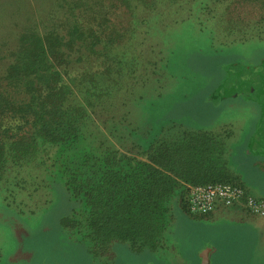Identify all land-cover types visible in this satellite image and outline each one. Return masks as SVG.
<instances>
[{
  "label": "trees",
  "instance_id": "16d2710c",
  "mask_svg": "<svg viewBox=\"0 0 264 264\" xmlns=\"http://www.w3.org/2000/svg\"><path fill=\"white\" fill-rule=\"evenodd\" d=\"M231 2L0 0L5 205L16 202L25 185L37 191L61 180L79 205L61 219V228L86 244L94 259L107 261L116 244L134 253L163 247L172 201L188 212L189 187H244L226 166L222 136L189 129L175 137L147 135L151 129L131 127L126 110L141 102L138 83L146 85L157 68L170 73L167 61L188 26L200 30L215 23L225 27L228 41L264 39V0H250L252 18L214 22ZM208 37L219 40L212 30ZM169 43L176 45L166 53ZM120 130L131 142L125 150L117 144Z\"/></svg>",
  "mask_w": 264,
  "mask_h": 264
},
{
  "label": "rangeland",
  "instance_id": "374dc122",
  "mask_svg": "<svg viewBox=\"0 0 264 264\" xmlns=\"http://www.w3.org/2000/svg\"><path fill=\"white\" fill-rule=\"evenodd\" d=\"M232 1L226 15L220 14L221 10L215 13L214 22L224 21L226 17H232L235 22L237 17L252 18L253 2ZM209 30L218 33L219 40L211 41ZM228 38L225 27H217L215 23L200 30L190 26L183 29L177 42L179 50L167 61L171 65L170 73L161 74L157 68L146 85L138 83L134 89L142 94L141 102L127 106L126 110L131 127L137 126L140 133L151 129L147 135L175 137L189 129L222 136L228 170L239 176L255 195L256 191L264 190V154L254 153L250 140L261 107L245 95L214 98L212 94L227 77L231 65L252 66L264 57V39L228 41ZM175 45L169 43L165 52ZM119 134L122 139L117 144L125 150L131 142L123 130ZM30 174L34 172L30 170ZM22 176L29 179L25 172ZM2 195L0 264H199L202 250L199 249L205 244L214 249L210 264H264V219H243L232 210L226 211L233 206L222 207L224 212L207 220L200 217H209L212 212L204 216L190 214L174 199L169 225L162 238L163 247L153 252L134 253L126 245L116 244L112 257L99 261L88 253L86 244L69 238L61 228V219L79 206L70 199L61 180L37 191L25 185V190L17 193L16 202L9 206L5 205ZM235 209L246 211L241 206Z\"/></svg>",
  "mask_w": 264,
  "mask_h": 264
},
{
  "label": "water",
  "instance_id": "95a60500",
  "mask_svg": "<svg viewBox=\"0 0 264 264\" xmlns=\"http://www.w3.org/2000/svg\"><path fill=\"white\" fill-rule=\"evenodd\" d=\"M245 95L261 104L257 127L251 137V149L256 154H264V57L256 65L234 63L225 80L213 91L214 98H233ZM211 247L199 253V264H210Z\"/></svg>",
  "mask_w": 264,
  "mask_h": 264
},
{
  "label": "built area",
  "instance_id": "2783aa9c",
  "mask_svg": "<svg viewBox=\"0 0 264 264\" xmlns=\"http://www.w3.org/2000/svg\"><path fill=\"white\" fill-rule=\"evenodd\" d=\"M230 206H241L250 214L264 217V197L256 198L242 186L215 182L189 187L186 207L190 214L206 215Z\"/></svg>",
  "mask_w": 264,
  "mask_h": 264
},
{
  "label": "crops",
  "instance_id": "0c3cea01",
  "mask_svg": "<svg viewBox=\"0 0 264 264\" xmlns=\"http://www.w3.org/2000/svg\"><path fill=\"white\" fill-rule=\"evenodd\" d=\"M244 188H245V190L247 191V193L248 194H250V195H252L250 192H249V190L244 186ZM255 195H252V196H254V197H256V198H260V197H264V190H258V191H256V193H254ZM237 207H239V206H236V207H231V208H228L226 211H230V210H232V211H234L235 213H238V214H240V215H242V218L244 219L245 217H250V218H253V217H257V218H263L264 219V217H261V216H256V215H250L248 212H246V211H243V210H241V211H239V210H237V209H235V208H237ZM238 209H241V208H238ZM219 212H224V211H222V207H218L217 209H215L212 213H211V215L209 216V217H200V218H205V219H212V217L213 216H215L216 215V213H219ZM207 215V214H206ZM200 216V215H199ZM201 216H204V215H201ZM262 232H263V235H262V237L264 238V221L262 222ZM205 247H211L212 248V252H211V255H210V259H211V256L213 255V253H214V249H213V246L212 245H210V244H205V245H203V247L202 248H200L199 250H201V249H203V248H205ZM210 263H211V261H210Z\"/></svg>",
  "mask_w": 264,
  "mask_h": 264
},
{
  "label": "flooded vegetation",
  "instance_id": "af4514ba",
  "mask_svg": "<svg viewBox=\"0 0 264 264\" xmlns=\"http://www.w3.org/2000/svg\"><path fill=\"white\" fill-rule=\"evenodd\" d=\"M260 61V60H259ZM259 61L256 63V64H258L259 63ZM256 64H254V65H256ZM259 104V106L261 107V104L260 103H258ZM109 263V262H108Z\"/></svg>",
  "mask_w": 264,
  "mask_h": 264
}]
</instances>
